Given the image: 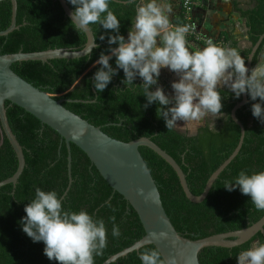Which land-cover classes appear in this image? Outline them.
<instances>
[{"label": "trees", "instance_id": "1", "mask_svg": "<svg viewBox=\"0 0 264 264\" xmlns=\"http://www.w3.org/2000/svg\"><path fill=\"white\" fill-rule=\"evenodd\" d=\"M251 1L253 8L240 10V13L247 20L249 38L255 44L264 34V0ZM18 2L17 22L20 29L9 36L0 37V55L51 48L82 49L86 45V34L75 29L59 1ZM69 5L74 9V6ZM110 7L121 19V34L127 38L135 15L134 5L112 0ZM11 20L12 2H0V30L7 29ZM91 27L98 44L92 55L72 60L55 59L46 63L18 62L12 66L13 70L55 99L65 100V107L102 127L106 134L115 139L130 142L141 137L151 138L178 161L187 174L192 192L201 195L210 176L238 146L241 129L232 119L231 112L243 95L237 99L230 90L220 89L223 104L221 112L224 117L215 126L216 130L207 125L192 136L176 128L168 130L164 120L157 115L158 104L153 103L146 109L143 107L147 101L140 86L142 78L137 77L134 85L127 88L121 82L124 79L123 70H119V74L113 77L102 93L94 92L92 78L100 67L95 62L100 53L106 52L109 47L106 33L111 30H104L99 25ZM102 35L105 36L104 40L100 39ZM227 37H223V41L227 42ZM263 49L264 41L255 56L253 67ZM240 52L242 57L248 58L251 50ZM110 63L116 67L115 58ZM69 99L95 101L82 103L69 102ZM258 100L250 99L248 104L238 110L237 116L246 127L243 148L202 203H193L186 197L177 173L161 156L150 148H140L158 184L164 207L182 235L200 239L241 230L264 216V211L254 208L250 197L241 194L238 189L229 192L224 188V181L237 176L241 170L249 173L264 170V124L251 113V105ZM7 106L11 127L24 147L27 165L15 193L12 184L0 188V264H58L44 255L43 242L33 243L22 231L18 221L26 215L24 207L34 197L36 186L46 191L55 189L61 197L65 194L69 185L68 147L55 130L42 125L35 116L18 105H10V102ZM72 158L74 181L64 198V206L71 207L73 211L87 209L95 217L105 220L107 246L102 255L95 257V264H102L112 255L140 240L145 235V229L135 209L121 194L114 191L88 155L75 144H72ZM17 168L16 153L0 128V181L13 176ZM109 201L112 207L106 206ZM113 216L121 230L119 238L111 235L110 217ZM258 236L264 243V234L259 233ZM251 244L252 241L234 248H206L200 254V262L237 264L239 252L251 247ZM146 248L156 247L145 246L141 251ZM140 252L131 253L113 264H141Z\"/></svg>", "mask_w": 264, "mask_h": 264}, {"label": "clouds", "instance_id": "2", "mask_svg": "<svg viewBox=\"0 0 264 264\" xmlns=\"http://www.w3.org/2000/svg\"><path fill=\"white\" fill-rule=\"evenodd\" d=\"M112 0H68L74 6L71 22L77 31L90 30L92 25L102 26L107 32L108 48L101 52L96 64L92 84L97 93H102L113 77L123 70L121 81L127 88L142 78L146 109L158 104L157 115L168 130L178 126V121H202L205 117L214 120L222 115L220 89L226 86L235 98L247 94L252 101L251 113L264 124V57L249 69L241 52L234 47H223L211 39L206 46L191 50L187 46L188 25H173L170 17L173 7L170 0H122L134 5V19L127 38L121 34V19L110 7ZM101 40L105 36H100ZM115 45V46H113ZM98 47V45H97ZM115 58V65L110 61ZM167 68L176 74L171 83L172 94H166L159 85L161 70ZM155 86V88H153ZM11 95V93H9ZM224 188L236 189L250 197L254 208L264 211V170H241ZM143 194V190H140ZM65 201L55 189L43 190L36 186L34 197L24 207L26 213L19 221L22 231L33 243L43 242L44 255L58 264H95V257L102 255L107 246L108 230L103 218L95 217L87 209L73 211L66 208ZM112 207L110 201L106 204ZM114 210V209H113ZM112 221L111 235L119 238L121 230ZM153 239L166 238L165 232L152 234ZM141 264H177L176 258H165L158 248H146L139 254ZM237 264H264V243H253L239 252Z\"/></svg>", "mask_w": 264, "mask_h": 264}, {"label": "water", "instance_id": "3", "mask_svg": "<svg viewBox=\"0 0 264 264\" xmlns=\"http://www.w3.org/2000/svg\"><path fill=\"white\" fill-rule=\"evenodd\" d=\"M5 0H0V2ZM12 2V20L10 26L0 30V37L9 36L20 29L17 22L19 2ZM62 5L65 14L71 19L74 10L67 0H57ZM118 1V0H115ZM84 32V31H83ZM87 43L82 49L51 48L44 51L23 52L0 55V128L4 136L10 142L18 159V168L13 176L0 181V188L12 184L15 193L17 185L27 165L24 147L14 133L9 117L8 106L18 105L26 112L39 119L42 125H47L55 130L65 142L68 151L69 185L62 196L64 199L73 184L72 174V144L78 146L90 158L103 178L110 184L115 192L121 194L126 201L138 213L145 229V235L130 247L112 255L102 264L117 263L121 258L134 252H140L145 246L154 245L165 258L173 256L177 264H201L200 254L206 248L222 247L234 248L244 245L256 237L259 233L264 234V216L253 225L236 231L214 234L205 238L191 239L182 235L174 226L168 215L161 197L158 184L142 155L140 148L147 147L161 156L177 173L186 197L193 203H202L209 196L214 184L221 174L240 154L245 138L246 127L237 116L239 109L250 102L247 94L238 102L231 112V117L241 129V137L234 152L218 167L210 176L203 193L195 195L188 183L187 174L178 161L161 148L149 137H141L130 142H124L106 134L102 127L96 126L82 116L72 112L64 106L65 100H57L53 95L19 76L12 68L15 63L25 61H42L44 63L55 59H79L92 55L97 47L95 33L90 30L84 32ZM264 41V34L252 44L251 52L246 67L251 69L256 54ZM96 92V90H94ZM11 93V95H9ZM69 102H94L85 100H68ZM178 129V128H176ZM180 131V130H179ZM143 190L141 194L140 190ZM165 232L166 238L153 239L152 233Z\"/></svg>", "mask_w": 264, "mask_h": 264}, {"label": "crops", "instance_id": "4", "mask_svg": "<svg viewBox=\"0 0 264 264\" xmlns=\"http://www.w3.org/2000/svg\"><path fill=\"white\" fill-rule=\"evenodd\" d=\"M173 7V14L170 17L171 23L184 25L182 15V0H170ZM251 0H205L192 11V23L198 33L215 44L223 43L224 47H237L240 51L251 50L252 42L249 38L247 20L241 15L240 10L253 8ZM227 37V42L223 37ZM187 46L196 50L206 46V42L199 41L195 36L187 34ZM264 57V50L260 59ZM175 73L167 68L161 70L159 85L166 94H172L171 83L177 80ZM222 89L229 90L226 86Z\"/></svg>", "mask_w": 264, "mask_h": 264}, {"label": "built area", "instance_id": "5", "mask_svg": "<svg viewBox=\"0 0 264 264\" xmlns=\"http://www.w3.org/2000/svg\"><path fill=\"white\" fill-rule=\"evenodd\" d=\"M203 1L205 0H182V15L184 18V25H188L190 27L189 34L195 36V38L199 41H204L207 43L209 39L202 36L198 31L196 30L195 26L192 23V11L199 6ZM218 46H223V43H217Z\"/></svg>", "mask_w": 264, "mask_h": 264}, {"label": "rangeland", "instance_id": "6", "mask_svg": "<svg viewBox=\"0 0 264 264\" xmlns=\"http://www.w3.org/2000/svg\"><path fill=\"white\" fill-rule=\"evenodd\" d=\"M264 50V49H263ZM217 121V120H216ZM214 120V124L216 123ZM178 130H180L183 133H188V134H194L199 131V129L207 124H213V118L208 116L205 117L202 121L199 122H190L189 124L184 125L185 122L183 121H178Z\"/></svg>", "mask_w": 264, "mask_h": 264}, {"label": "flooded vegetation", "instance_id": "7", "mask_svg": "<svg viewBox=\"0 0 264 264\" xmlns=\"http://www.w3.org/2000/svg\"><path fill=\"white\" fill-rule=\"evenodd\" d=\"M141 80H142V79H141ZM154 88H155V86H154ZM210 117H211V116H210ZM223 117H224V115L222 114V115L218 116L217 118H215V121H216V120H217V121H216V123L214 124V126L218 125V124L220 123V120L223 119ZM207 125H209V124H207ZM207 125H205V126H207ZM210 126H212V125L210 124ZM197 133H198V132H196V133H194V134H188V133H187V134L190 135V136H192V135H196ZM258 235H259V234H258ZM258 235H257V236H258ZM257 236L253 238L254 240H253V239L251 240V241H252V244H253V243H257V242L263 243L262 240H261V238H260L259 236H258V237H257ZM249 242H250V241H249ZM252 244H251V245H252Z\"/></svg>", "mask_w": 264, "mask_h": 264}]
</instances>
